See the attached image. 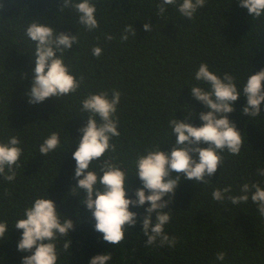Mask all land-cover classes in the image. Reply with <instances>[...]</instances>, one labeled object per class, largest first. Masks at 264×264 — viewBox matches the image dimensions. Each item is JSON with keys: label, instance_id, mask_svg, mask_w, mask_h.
<instances>
[{"label": "trees", "instance_id": "obj_1", "mask_svg": "<svg viewBox=\"0 0 264 264\" xmlns=\"http://www.w3.org/2000/svg\"><path fill=\"white\" fill-rule=\"evenodd\" d=\"M0 2V140L17 135L24 150L15 181L7 182L0 176V221H7L9 226L6 239L0 240V264H22V258L32 254L18 250L23 230L13 225L36 197L45 194L54 201L58 213L74 225L68 234L70 255L63 250V240L57 244L58 264H89L93 256L106 253L114 254L111 264H214L219 251L226 253L223 264H264V218L256 204L250 199L240 205L227 200L220 203L211 195L213 187L228 185L233 194H239L245 182L260 181L264 187V177L256 174L257 168L264 167V106L261 116L252 120L243 114V94L228 114L245 137L240 154L225 153L222 168L206 177L210 186L182 178L163 209L182 213L173 214L166 226L169 234L178 238L175 249H149L146 245L142 219L150 206L147 202L142 207L130 206V211L138 213L137 223L127 234L126 243L116 247L95 231L91 212L80 203L85 194H71L77 185L72 153L82 136L78 129L88 120V113L79 111L84 97L113 88L122 93L117 112L121 135L113 140L117 146L114 155L126 163L131 174L136 154L150 143H162V151L170 150L175 137L169 134L168 121L173 116L202 125L199 114L209 109L190 93L200 63L206 62L217 74L231 72L241 81L247 74L264 69V27L260 21L253 20L237 0H208L193 20L172 8L160 19L153 0H113L110 6L104 3L98 6L100 28L93 33L81 29L80 45L74 43L67 52L66 63L72 66L76 79L85 77L79 92L33 105L26 95L34 63L30 42L23 33L25 25L42 19L71 35L77 34L79 26L71 13L58 17L61 0ZM145 23L153 25L151 32L143 29ZM126 24L133 25L137 36L120 43L119 34ZM104 33L117 39L108 42ZM93 45L103 49L99 60L91 56ZM53 131L61 133L62 147L44 157L38 152L39 144ZM125 187L127 196L135 199V190L142 183L131 175Z\"/></svg>", "mask_w": 264, "mask_h": 264}, {"label": "clouds", "instance_id": "obj_2", "mask_svg": "<svg viewBox=\"0 0 264 264\" xmlns=\"http://www.w3.org/2000/svg\"><path fill=\"white\" fill-rule=\"evenodd\" d=\"M112 2L113 0H61L58 17L68 13L74 15L75 25L79 26L76 35L57 31L42 19L32 20L25 25L23 33L30 42L34 63L31 87L26 93L30 104H39L48 98L59 101L79 92L85 77L80 75L79 80L76 79L72 66L66 63L67 52L74 43L80 45L81 29L93 33L100 28L98 6L104 3L110 6ZM153 2L155 14L160 19L172 8L181 17L193 20L198 11L208 4V0ZM237 3L264 27V0H237ZM0 8H3L2 2ZM143 29L151 32L153 25L145 23ZM103 35L108 42L117 39L110 33ZM136 36L133 25L126 24L119 34V42L125 43ZM102 54L101 46L91 47L92 57L99 60ZM194 80L196 83L190 87L191 95L209 109L199 114L202 125L194 126L173 116L168 121L169 134L175 137L171 141L170 150L162 151V143H150L143 152L136 154L132 161L134 172L131 174L126 163L114 155L117 146L113 140L121 135L117 112L122 93L115 88L110 92L101 90L89 93L80 101L79 111L82 115L88 113V120L86 126L78 129L82 136L72 153L76 163L74 178L77 185L71 194H85L80 203L86 205L91 212L95 220L94 229L103 234L105 242L116 247L124 245L127 234L137 223L138 217V213L129 210L130 206L142 207L147 202L150 206L145 208L142 219V233L147 237L146 245L149 249H175L178 238L169 234L166 226L170 224L173 214L182 213L164 212L163 209L171 202L181 179L210 186L206 177H212L218 168H222L225 153L233 156L240 154L245 137L229 120L228 114L234 111L232 105L241 94L246 97L243 114L252 120L261 116V108L264 106V69L253 75L247 74L241 81L231 72L217 74L203 62L195 71ZM188 112L192 115L191 109ZM21 144L17 135L0 140V176L7 182L15 181L16 170L22 166L24 150ZM61 147V133L53 131L39 144L38 152L45 157ZM173 173L176 175L173 176ZM256 174L264 177V167L257 168ZM131 175H136L142 183V187L135 190V199L127 196L125 187V182ZM211 195L217 202L227 200L232 205L245 204L250 199L256 204L259 216L264 218V187L260 181L243 183L239 194L232 193L231 185L213 187ZM13 227L23 230L17 244L18 250L32 253L22 258V264H58L57 244L61 240L63 250L69 253L71 241L68 234L74 228L73 222L58 213L56 204L46 194L36 197L24 209L23 215L16 219ZM8 231V222L0 221V240L6 239ZM113 256V253L98 254L90 259L89 264H111ZM225 259L224 251L215 254V262L223 264Z\"/></svg>", "mask_w": 264, "mask_h": 264}]
</instances>
